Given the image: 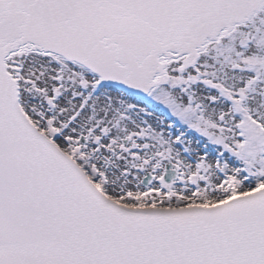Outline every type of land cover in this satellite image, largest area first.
I'll use <instances>...</instances> for the list:
<instances>
[{
	"label": "snow or ice",
	"instance_id": "1",
	"mask_svg": "<svg viewBox=\"0 0 264 264\" xmlns=\"http://www.w3.org/2000/svg\"><path fill=\"white\" fill-rule=\"evenodd\" d=\"M0 264H264V0H0Z\"/></svg>",
	"mask_w": 264,
	"mask_h": 264
}]
</instances>
